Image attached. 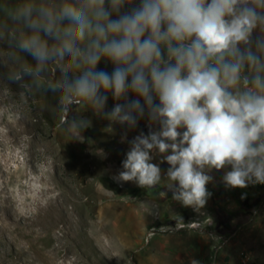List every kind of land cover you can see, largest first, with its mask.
I'll return each instance as SVG.
<instances>
[{
    "label": "clouds",
    "instance_id": "1",
    "mask_svg": "<svg viewBox=\"0 0 264 264\" xmlns=\"http://www.w3.org/2000/svg\"><path fill=\"white\" fill-rule=\"evenodd\" d=\"M0 81L52 93L77 139L90 121L73 106L120 125L118 183L167 179L194 209L213 170L229 189L264 185V0H0Z\"/></svg>",
    "mask_w": 264,
    "mask_h": 264
},
{
    "label": "rangeland",
    "instance_id": "2",
    "mask_svg": "<svg viewBox=\"0 0 264 264\" xmlns=\"http://www.w3.org/2000/svg\"><path fill=\"white\" fill-rule=\"evenodd\" d=\"M98 67L112 69L103 61ZM54 103L50 92L22 93L18 85L0 81V160L9 163L11 173L5 182L15 205L26 219L39 214L35 199L49 193L33 178L44 172L73 213L75 253L63 248L52 264H264V185L229 189L221 180L230 169L213 170L214 180L207 185L212 195L203 208L194 209L172 200L167 179L154 188L118 183L113 177L122 170L129 149L120 143L124 129L115 124L110 129L108 120L84 107L77 112L73 106L70 118L90 121L81 133L83 139H77L62 124ZM112 106L109 95L107 109ZM19 119L22 133L5 140L6 124ZM146 123L141 120L129 139L141 130L147 134ZM29 162L42 172L31 175ZM153 162L159 163V158ZM160 167L166 173L169 165ZM63 225L64 221L57 230L60 235ZM20 233L14 234L18 236L11 246L0 232V264H46L45 255L58 243L52 241L45 248Z\"/></svg>",
    "mask_w": 264,
    "mask_h": 264
},
{
    "label": "bare ground",
    "instance_id": "3",
    "mask_svg": "<svg viewBox=\"0 0 264 264\" xmlns=\"http://www.w3.org/2000/svg\"><path fill=\"white\" fill-rule=\"evenodd\" d=\"M19 121L20 119L16 121H9L6 124V128L8 129V131L6 132V134H4L5 140L10 141V136L18 138V135L22 133V131L17 128V122L19 123ZM3 164L0 160V176L2 175L0 178L3 180V182L0 184V232H2L3 234L5 243L10 244L12 246V242L15 241L18 236L15 235L16 238H14V234L18 230H20L23 231V233H20L19 236H28L32 239L34 243H42L45 248L48 247V244L52 241L58 243V245L55 246L52 251L47 252L49 254L45 255V258L47 259V261L45 262L46 264L54 263V261L60 257L63 248L67 249L68 254L75 253V249L72 247L71 241V219L73 213L71 214V210L67 208L66 202L63 201V203L60 200L61 194H63L61 193L60 188H58L56 184L52 182V180L48 178L46 179V173L39 170V168L33 162H29L32 170L31 175L36 172H42L40 176L35 175L33 179L39 183L41 182V184L44 185L45 192L47 191L49 193V196L47 194L36 198L35 204L39 208V214L37 216H34V219H26L23 213L18 209L19 207L17 208L18 205H15L17 203L13 200V197L11 196V191L8 188V184H6L5 182V178H7V175H9V171L11 170L8 166L9 163H5V165ZM42 192L43 191H41V193ZM55 192L59 193V195L56 196V198H53L52 195ZM63 221L66 223V225L69 224L70 228L66 225H63L65 230H62L61 233L63 232V234L60 235L57 230ZM22 223L25 224L23 228L21 227ZM6 231L8 232V234L6 233Z\"/></svg>",
    "mask_w": 264,
    "mask_h": 264
}]
</instances>
